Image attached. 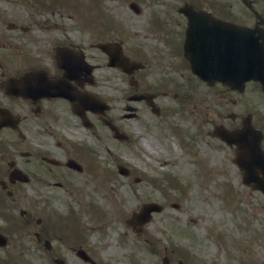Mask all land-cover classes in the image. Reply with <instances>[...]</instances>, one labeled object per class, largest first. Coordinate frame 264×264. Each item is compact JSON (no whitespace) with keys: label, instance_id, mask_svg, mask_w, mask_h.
Masks as SVG:
<instances>
[{"label":"rangeland","instance_id":"rangeland-1","mask_svg":"<svg viewBox=\"0 0 264 264\" xmlns=\"http://www.w3.org/2000/svg\"><path fill=\"white\" fill-rule=\"evenodd\" d=\"M38 1L0 0V43L6 41L4 45L0 44V60L7 67L12 68L17 62L26 63L27 54L32 55L34 61L51 63L52 48L48 41L53 44L56 39L67 38L65 34L71 40L86 41L92 35L104 37L108 34L112 38L123 39L128 51L135 52V46L141 47L139 56L148 65L139 75L147 89L154 88L157 93L155 102L161 110L159 115L154 114L144 101H136L131 102L136 107L135 115L125 119L119 116L123 112L126 95L112 96V104L116 108H112L111 118L128 135L127 140L109 138V132L99 129V125L95 128V134L87 130L86 136L91 137L89 143L95 141L101 151H92L83 144L92 152L90 166L93 167L95 161L104 172L106 169L107 179L105 186L100 188L104 190L96 191L95 183L98 186L102 183L100 177L93 172L94 177L88 174L89 181H86V175L77 176L79 194H89L86 189L92 187L90 199L101 205L99 209L110 211L113 218L111 224L93 232H89L80 222L86 242L96 246L99 251L97 258L100 264H160V258L152 254L145 242L135 237L123 221L131 208L149 200L162 202L165 208L153 213L151 220L144 225L143 236L158 237L161 244L162 240H167V252L174 262L254 264L257 260L259 264H264V197L242 182L240 169L233 161V149L206 133L212 125L211 120L217 122L220 119L216 101L222 100L224 111L242 108L264 110V97L250 84L240 95L225 92L228 97L238 100L233 104L220 96L218 86H207L193 79L183 67L172 65L169 61L159 64L157 57L161 53L157 52L155 35L141 30H150L151 22L144 18L145 13L134 15L127 10L126 0L100 1L103 7L100 10L109 14L113 21L108 33L102 30L101 34L85 32L79 27V18L69 9L45 11ZM49 11L63 15L53 16L54 13ZM34 12L37 15H32ZM41 13L46 14L47 20ZM14 19L28 25V30L6 29V22ZM9 36L15 42L8 40ZM13 57H17L14 64ZM100 72L110 75L111 92L115 93L116 87L121 85L111 77L115 73ZM65 116L73 125L61 123V136L57 137L71 140V137L76 138L80 133L84 135L78 120L66 113ZM75 128L76 133L73 131ZM42 138L50 144L55 141L46 136ZM103 142L108 143L106 147L110 153L104 150ZM63 149L64 152L68 150L64 143L60 148L53 146L50 152L63 155ZM88 151L84 149L77 152L82 155ZM164 159H171L172 163L165 164L162 162ZM118 162L128 164L143 179L134 182L115 175ZM152 178L156 184L151 181ZM59 198L61 204L66 201L72 206L73 214L78 215L80 221L84 215L82 204L73 202L72 196L66 194H61ZM108 204L111 209L106 206ZM69 211L66 213L61 210V215L65 216ZM84 219H87L88 224H95L97 218ZM2 223L0 218V225ZM64 225L70 234V221L67 220ZM125 234L127 236L123 237ZM61 235H64V230ZM52 247L64 257L63 264H86L77 258L64 241L58 240ZM12 248L16 258L14 264H55L52 259L50 261V257L43 259L34 255L35 249L31 244H13ZM2 251L0 249V263L5 258Z\"/></svg>","mask_w":264,"mask_h":264},{"label":"flooded vegetation","instance_id":"flooded-vegetation-1","mask_svg":"<svg viewBox=\"0 0 264 264\" xmlns=\"http://www.w3.org/2000/svg\"><path fill=\"white\" fill-rule=\"evenodd\" d=\"M135 1L139 5V13L137 14L145 11L149 13L145 16V19H149L151 22L149 31H152L157 38V52L161 53L157 57L159 64L164 63V61H169L172 65L190 67L188 59L183 55L186 40L187 47H190L192 42H198V39L204 35L202 33L203 31L214 30L213 26H217L215 24L216 21L225 20L249 27L258 24L264 27V0ZM156 12L157 16L154 17ZM191 15H193L192 19L190 18ZM188 36L193 39L188 38ZM208 41H211V39H208ZM62 45H66L68 47L67 49H75L74 52L76 53H79L78 51L83 49L84 60L87 63L95 62V56L87 54V50H93L95 48L94 42H88L86 48L83 43L76 42V44H73L71 40L65 41ZM74 56L72 53L69 54V57L74 58ZM30 58L31 60L26 64L25 70L35 72L31 76H27V79L23 83L15 81L7 82L8 77L14 76L18 78L22 73L18 70L19 67H15L14 71L10 73L0 63V106L7 108L9 113H13L20 118L18 126L24 133L21 136L16 125L10 126V123H7V125L4 123L9 120L7 114H4L3 117L0 116V121L4 124L0 128V133L7 136L2 140L0 136V188L6 196L8 208L14 212L17 211V215L20 218L17 221L18 231L14 233L16 236L14 235L10 238L14 244H44L45 241L54 243L61 240L63 238L61 232H63L64 223L61 221L59 213H57L58 208L57 204H55L57 202L55 196L61 192L73 196L77 187L76 168L66 163L69 159H74L71 155L74 156L73 151L75 152L76 149L74 150L72 146L66 152L63 149L64 157H59L54 153L40 154L41 152L32 151L30 147H27L31 139H35V135L32 133L36 123L42 132L41 135L45 132L44 134L50 137L53 135L57 136L54 122L59 120L60 108L63 103L60 96L50 94L56 92L61 86L53 83L46 85L49 95L42 94L40 92L41 78L39 77L42 75V71L49 78L53 77V80L63 77L62 79L65 81V85L69 82V88L67 89H70L72 85L76 86V82L73 77L68 78L64 76L63 69L59 68L55 62L47 66L41 60L34 61L32 55ZM88 65L86 64V67ZM31 84L35 88H31ZM95 85L100 88L101 92H104L103 84L100 80H94V83L86 84L85 87L87 89L92 87V90H94ZM22 90L27 92V94L29 92V94L27 96L16 94V92ZM68 103L66 101L67 105ZM8 111H2V113ZM38 120L42 121V123H39ZM43 122L45 123L43 124ZM260 122L259 125L261 126L259 127L263 131L261 147L264 150V122ZM13 133L20 139L17 138V140L12 139L10 141L9 135L13 136ZM21 144H24L23 148L20 147ZM44 145L45 152H48L53 149V146L60 148L61 143L54 141V144L44 143ZM23 154H28L33 157L40 154V162L38 163L40 167L36 166L37 164H34L33 160L30 161L28 157L24 165H21V168L28 174L27 184H29L27 194L29 199L23 201L25 206L21 207L22 199L19 198L20 195L16 194V191L21 190L19 187L20 181H10L8 176L10 171L16 166L13 158H20ZM44 155H49L52 158L51 160L56 162L44 160L42 158ZM2 178L5 180L3 181ZM32 196H40L41 202L39 201L40 203L38 204ZM60 207L67 209V206L60 205Z\"/></svg>","mask_w":264,"mask_h":264},{"label":"water","instance_id":"water-1","mask_svg":"<svg viewBox=\"0 0 264 264\" xmlns=\"http://www.w3.org/2000/svg\"><path fill=\"white\" fill-rule=\"evenodd\" d=\"M237 33V32H236ZM253 34L254 41H253ZM240 37L238 48L243 50L239 59L234 51H226L225 64L221 68H210L200 65L199 61L193 62V71L205 79L220 78L227 81L228 84L241 87L243 82L249 78H257L263 83L264 88V34H259L257 29L240 30L237 33ZM251 35V41H244V37ZM262 38L263 41H259ZM231 62H228L230 61ZM214 70L219 73H212ZM228 140H234L238 146L239 152L237 157L238 165L245 173L244 181L254 183V187L259 188L264 193V177L260 178L258 173L264 175V155L259 150V138L251 129L248 123L245 128L237 133H230ZM157 204H143L139 213L136 214V220L145 222L149 218V211L159 209Z\"/></svg>","mask_w":264,"mask_h":264},{"label":"bare ground","instance_id":"bare-ground-1","mask_svg":"<svg viewBox=\"0 0 264 264\" xmlns=\"http://www.w3.org/2000/svg\"><path fill=\"white\" fill-rule=\"evenodd\" d=\"M228 62H231V60H230V61H228ZM164 162H169V160H164Z\"/></svg>","mask_w":264,"mask_h":264}]
</instances>
